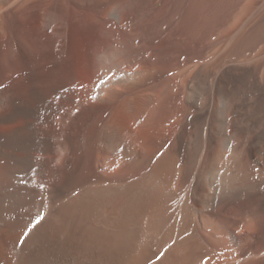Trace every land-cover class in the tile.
Listing matches in <instances>:
<instances>
[{
    "label": "bare ground",
    "instance_id": "1",
    "mask_svg": "<svg viewBox=\"0 0 264 264\" xmlns=\"http://www.w3.org/2000/svg\"><path fill=\"white\" fill-rule=\"evenodd\" d=\"M182 5L181 0H164L160 7L154 10L153 14L151 13L149 21H152L151 23L160 21V27L167 26L170 33V37L165 38V44L160 50L181 49L188 54L189 68L186 65L185 70L188 69L185 74L190 76L196 70L193 72L188 70L192 67V70L198 68L206 59H204L205 49L203 50L205 42L209 40L208 38L211 34L213 35L217 27L222 25L223 3L220 0H191L183 17L175 22V17L182 10ZM112 17L117 21L120 18L117 12H114ZM5 20L4 22H7ZM127 20L128 17H125L123 20L125 24L129 22ZM0 25L3 27V24ZM154 25L152 24L153 28L157 30ZM110 26L112 28L110 27L109 33L118 36L115 42L117 45L112 43L111 47L125 46L124 50H121L122 46L118 48L122 59L129 55L130 60V56L135 57L138 52L145 50L143 47H140L139 51L131 49L129 44L132 36L130 37L127 31L124 33L121 29ZM253 29L247 31L243 37L232 41L223 50L219 61L229 59L231 56L236 57L246 51L252 42L250 35ZM153 51L155 53V50ZM104 54L103 58L101 56L100 65L105 72L104 77H109L106 73L109 74V70L111 71L114 66L112 60L117 56H112L111 59L112 54L109 56L106 51ZM144 56L137 57L132 64L149 68L158 67L165 61L161 55L157 58H149L148 54V57ZM246 60L247 58L244 57V61ZM215 61L210 67L208 65L198 70L196 76L190 79L185 93L183 92L185 103L180 104L178 100L180 95H176L174 90L172 92L174 83L172 86L167 83L168 81L160 95L157 94L161 99L159 114L169 110L177 117L173 126L174 130L177 129V133L175 130L177 136L169 148L170 154L164 155L154 165L156 168L152 172H146V179H144L146 181L141 183L140 187L136 186L135 175L134 178L131 177L134 181L130 178L115 183L102 177L96 169L97 172H93L90 178V175L87 177L90 180L87 179L83 191L72 198H68L71 196H68L69 193L66 191L51 190L47 186L46 176L44 177L46 169L44 170V166L39 164L41 161L38 162L36 159V153L43 152L47 144V141L42 139L43 134L36 127L35 121H39V116L27 117L30 120H27V127L24 130L23 124H19L21 114H19L18 101L14 97L15 103L11 104L13 105L11 113L8 114L4 111L5 91L0 92V264H3L2 259H6L4 258L6 249L4 240L9 228L15 229L17 241L18 238L20 239L16 247L15 264H259L262 261L259 258L262 257L264 250L260 241L262 238L256 234L264 228L262 214L264 199L256 197L252 203L249 202L248 205L246 203L249 201V193L264 189V175L261 176L256 169L259 167V161L264 158V130L256 131L254 127L257 125L243 124L242 126L230 123L227 118L231 112L223 98L235 97L241 92L251 91L254 97L251 101L250 115L255 120L263 116L264 68H261L259 63H253L241 68H223L217 73L212 70L215 67ZM145 71L148 72V70ZM123 72L118 74L119 81H125L126 84L127 82L141 84L150 82L147 73L135 71L129 74L127 71L128 74H123ZM203 90L205 91L203 108L200 107L198 110L195 108V103ZM213 97L217 98L216 107L209 119L207 113L211 109H208V105ZM140 98L141 101L138 99L137 105L133 101H121L119 105L121 113L130 117L126 115L123 118L117 117V125H112L113 120L109 122L110 126L107 128V125L105 126L104 131L102 129L105 147L109 150L108 152L103 150L107 157L109 152L110 155L117 156L118 149L120 148L121 152V146H127L126 138L130 136V126L126 119L139 120L144 112H147L146 109L152 102L151 95L150 93L141 94ZM207 98H209L208 101ZM154 102L156 104L158 101ZM62 123L61 126H63ZM230 129H232L231 132H229ZM99 134L98 132V136ZM182 154L185 155L183 156L185 159H182L185 160L182 164L183 169L181 166L176 169L177 161L179 162L182 158ZM180 155L181 158L178 159ZM79 157L83 163L89 162L84 157V152ZM204 159L208 161L207 166L202 165ZM84 166H87V163ZM132 168L135 167L132 166ZM133 170L131 172L135 173ZM176 170H178V181H181L180 178L185 180L184 189H181L180 193L173 192L171 189ZM183 171L186 175H183ZM137 181L140 180L137 179ZM145 188L150 193L139 194L146 190ZM118 189L124 193H116ZM39 214L41 216L46 214L44 217L46 219H43L40 224H38L40 221L33 222L35 218L38 220Z\"/></svg>",
    "mask_w": 264,
    "mask_h": 264
},
{
    "label": "rangeland",
    "instance_id": "2",
    "mask_svg": "<svg viewBox=\"0 0 264 264\" xmlns=\"http://www.w3.org/2000/svg\"><path fill=\"white\" fill-rule=\"evenodd\" d=\"M163 1L164 0H0V16L3 15L2 18L6 17V20L3 19L7 21L4 22L2 18V20L0 19V24H3L4 27L0 25V89H2L0 92L5 91L4 93L6 95V107L4 111L8 114L11 113L13 106L11 104L15 103L16 98L19 106V114H21L19 124H23L22 127L24 130L26 129L25 127H27V120H30V118L27 117L32 116L36 118L39 116V121H35L36 127L40 133L43 134L40 135L44 136L42 139H45L47 144L45 143L46 146H44L46 149V151L45 149L43 151L44 154L42 151H40L41 153H36V159L38 162L41 161L39 164L44 166V170L46 169L44 177L46 176L45 181L51 190L61 189L69 193L68 196L70 195L71 197L67 196L68 198L75 197V195L83 191L82 189H84L83 186H85L87 179L90 180L89 178L93 175V172L97 171L102 177L114 181L115 183L119 182V180H127L131 177L134 178L135 175L134 179L137 178L140 180H135L137 183L136 186L140 187L142 185L141 183L146 181L144 180L146 179V172H152L156 168L154 165L162 159L164 155L170 154L169 148L177 136V129L175 128L176 133L173 129L176 123L175 118H177L175 117V113L166 110L165 112L162 111L161 115L159 114L161 99L158 95H160L165 84L168 83L172 85L174 83L172 92L175 91L176 95H180L178 100H180L181 104L182 102L185 103L184 93L190 79L192 80L200 69L202 70L208 67V65L210 67L215 60V67H213L215 69L212 68V70H215L217 73L223 68H241L253 63H259L260 67L264 68V0H220L223 3L222 25L217 27L213 35L211 34V37L208 38L209 40H207L203 46V50L205 49L204 51L206 53V55L204 54V56H206L204 59L206 58L207 60L201 61L203 64L201 63L198 68L192 70V67L188 70V72L196 70L192 73L193 75L191 74L192 76L185 74V71L189 68L188 54L186 52L184 53L181 49L177 51L168 50V48L160 50L161 46L165 44V40L170 37V33L167 26L165 27V25H163L160 27V21L157 20L155 21L156 23H151L152 21L149 20H151V15L160 7ZM181 1H183L182 10H180L179 15L175 17V22L183 17L188 3L191 0ZM113 11L119 14L120 20L118 19L117 21L112 17ZM219 13L221 14V12ZM125 17H128L127 21H129L126 22V24L123 21ZM4 23L10 28H7ZM152 24L156 26L157 30L153 28ZM110 25H113L114 28L121 29L124 33L127 31V34L130 37L132 36V41H130L129 44L131 49L134 48L139 51L143 47L146 51H140L141 54L138 52V55L140 54L139 57L138 55L135 57L130 56L131 62L129 60V55L126 56L127 60L126 58L122 59V54L118 51V48L122 46L121 50H124L125 46L121 45L118 48L115 46L111 47L112 43H114V45L116 44L115 42L118 40V36L109 33L110 27L112 28ZM250 29L254 31H251L253 32L252 35H250V38H252L250 40L252 42L250 46L247 47L248 49L236 57L231 56L229 59L219 61L223 55V50L232 41L243 37ZM108 44L109 46H107ZM146 46H148V48H146ZM153 50H155V53ZM105 51L109 56L112 54L110 56L111 59L117 56L112 60L114 66L111 71L109 70V74L106 73L109 77L107 75V77H104L105 72L101 69L102 65H100L101 56L102 58L105 56ZM115 51L116 55L114 54ZM175 53L176 55H174ZM212 53L216 54L213 55ZM147 54L149 58H157V56L159 57L161 55L167 62L164 61L159 64L160 67L158 65V67L154 66L149 68L146 66H144V68L143 65L132 64L137 57L140 58V56L144 55H146L144 57H148ZM165 55L167 56L164 57ZM244 57L247 58L246 61H244ZM122 61L125 63L123 62L122 64ZM186 65L188 68L185 70ZM145 70H148V72ZM127 71H129V74L135 71L147 73L150 82L148 83L147 81L143 83L141 81L142 84L139 82H127L126 84L125 81H119L118 74L122 72L123 74H128ZM150 77L152 78L150 79ZM170 79L171 81H169ZM177 81L178 83H176ZM175 83L178 85L176 86ZM105 91L107 93H105ZM145 93H150L151 95L152 102L148 106L149 110L147 108V112L145 111L144 115H142L139 120L133 118L130 120L126 119L130 126V136L126 138L128 142L127 140V143L125 142L127 146H121V152L119 148V154L117 156L116 154L110 155L109 152L107 157L105 152L109 150H106L105 147L106 144L104 143L105 138L103 137V131L110 126L109 122L113 120L114 121L111 122L112 125H117V117L123 118L125 115L130 117L127 114L121 113L122 110L119 108L121 101H133L137 105V100L140 99L141 101L140 96ZM204 94L205 91L203 90L200 93V97H202L196 100L195 108L198 110H200V107L201 109L203 108ZM253 97L251 91L246 93L241 92L235 97L225 96L223 101H225L227 108L231 112L227 120L230 123L233 122L234 124H241L242 126L243 124H250L252 126L257 125L254 129L256 131H263L264 115L258 117L257 120L250 115ZM208 99L209 98H207V101ZM198 100L201 102L200 104ZM216 100L217 98L213 97L211 100L212 104L209 103L208 105V109H211L209 113H207L209 119L211 118L213 109L216 107ZM154 101L158 102L155 104ZM134 103L132 104L134 105ZM95 122H97V124ZM61 123L63 126H61ZM231 130L232 129H230L229 132H231ZM98 132L101 135L99 134L98 136ZM83 137H85V143ZM103 150H105V152ZM78 151L81 153L79 154ZM83 152L84 157L89 161L86 162L87 166H84L86 163H83L81 157H79V155L82 156ZM113 156L114 158H112ZM183 156L185 155L182 154V158L181 155L178 158L181 159L179 162L177 161L176 169L181 167L183 169L182 164L185 162V160H182L185 159ZM104 157H106V159L108 158L107 161ZM143 161L145 163H143ZM90 163H92V165ZM204 164L206 166L208 165L206 159L203 160L202 165ZM258 164L259 167H256V169L259 170L262 176L264 175V158H262ZM131 165L135 168H132ZM82 166H84V170ZM76 167L80 170H77ZM128 167L130 169H126ZM125 169L127 170L126 173L124 171ZM256 169L254 170L255 172ZM86 170H88L87 173L85 172ZM131 170L135 173L131 172ZM178 170H176V174L173 177L171 189H173V192L180 193V190L184 189L183 185H185V180L180 178L181 181H178ZM182 173L186 175L184 171ZM105 174H107V177L104 176ZM77 176H79V178ZM88 176L89 178H87ZM133 178L131 179L134 181ZM256 178L255 176V179ZM76 179H79L78 182ZM74 187L75 189H73ZM122 192V190L118 189L116 193L123 194L124 192ZM147 192L150 193V191L146 189L139 194H146ZM248 197L249 201H247V203L245 202L247 205L249 202L252 203L253 199L256 197L264 199V189L261 188L256 190L255 193L252 191V193H249ZM262 214L264 216V210H262ZM39 215L37 217L38 220L35 218L36 216H34L35 219L33 222L40 221L38 223L40 224L43 222V219H46L44 218L46 214H44L45 216ZM40 218L42 219L40 220ZM15 235H17L16 230L9 228L4 240V247L6 246V249L4 251L5 256H3L6 259H2L3 264H15L16 247L18 243H20V239L18 238V242ZM257 235L258 237L260 236L259 238H262L260 241L264 250V228L262 231H257L256 236ZM259 259L262 260L259 264H264V253Z\"/></svg>",
    "mask_w": 264,
    "mask_h": 264
}]
</instances>
